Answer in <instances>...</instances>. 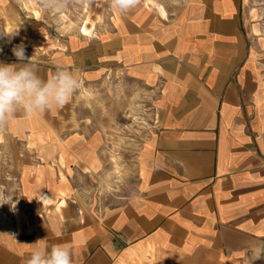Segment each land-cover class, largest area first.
<instances>
[{
    "label": "crops",
    "instance_id": "obj_1",
    "mask_svg": "<svg viewBox=\"0 0 264 264\" xmlns=\"http://www.w3.org/2000/svg\"><path fill=\"white\" fill-rule=\"evenodd\" d=\"M258 1L254 20L252 0H110L86 35L63 12L55 32L39 23L38 0H0V62L23 44L43 81L65 68L81 82L49 117L19 108L0 129V197L15 204L0 206V264H25L38 240L70 247L72 264H264ZM86 93L91 108L54 116ZM103 94L108 117L90 111ZM119 156L136 160L126 196L79 208L71 173Z\"/></svg>",
    "mask_w": 264,
    "mask_h": 264
},
{
    "label": "clouds",
    "instance_id": "obj_2",
    "mask_svg": "<svg viewBox=\"0 0 264 264\" xmlns=\"http://www.w3.org/2000/svg\"><path fill=\"white\" fill-rule=\"evenodd\" d=\"M72 2L73 0H40V6L50 15H56L66 10ZM138 3L139 0H112V4L120 12H126ZM12 51L18 63L0 62V129L17 109L22 108L25 112L32 113L42 112L53 106L63 107L81 88V82L75 74L65 68H58L47 81H43L37 74L32 57H26L23 44L17 45ZM0 201H3V197H0ZM9 203L14 210L12 200L0 202V206ZM42 241L31 244L33 250L25 264H72L70 247H40Z\"/></svg>",
    "mask_w": 264,
    "mask_h": 264
},
{
    "label": "rangeland",
    "instance_id": "obj_3",
    "mask_svg": "<svg viewBox=\"0 0 264 264\" xmlns=\"http://www.w3.org/2000/svg\"><path fill=\"white\" fill-rule=\"evenodd\" d=\"M110 0H73V2L67 7L66 10L62 11L60 17H63L67 22L69 29L68 32H73L72 27H78L82 23L90 24L88 30L83 29L82 32L86 35L92 34L98 30L105 21V11H107ZM39 5L37 20L39 23H43L55 32L56 28L59 27L60 21L56 19L57 15H50L48 12L44 11L40 6V0H38ZM251 13L254 20H259L263 17V14L258 15L261 10L259 7L258 0H252L251 2ZM105 18V19H104ZM264 34V32H263ZM101 96L100 103H103V108L101 111L99 108L97 110H90L95 115L102 114L108 117L109 109L107 105V94L99 95ZM93 96L86 93L85 95H79V99L74 95L73 99L70 101V105L62 111L54 110V116L60 118L61 116H66L69 114L71 118L77 116V103L78 101L83 102L86 109L91 108L90 104ZM102 100V101H101ZM104 100V101H103ZM98 103V95L96 99ZM97 106V105H96ZM99 107V106H97ZM88 110H86L87 112ZM47 117H49L50 111H43ZM87 115V114H86ZM121 143H117V145ZM120 147V146H119ZM120 149V148H119ZM135 156L132 157H107L103 159V163L100 167V174L93 176H82L80 174L71 173L76 181V189L74 191V197L80 204L78 207L82 209L91 208H106L110 205L116 203L120 199L124 198L127 194V184L132 180L133 174L135 172ZM20 224V223H18Z\"/></svg>",
    "mask_w": 264,
    "mask_h": 264
}]
</instances>
